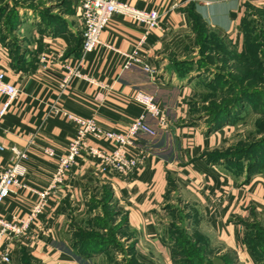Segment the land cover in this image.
I'll return each instance as SVG.
<instances>
[{
	"label": "crops",
	"instance_id": "1",
	"mask_svg": "<svg viewBox=\"0 0 264 264\" xmlns=\"http://www.w3.org/2000/svg\"><path fill=\"white\" fill-rule=\"evenodd\" d=\"M122 1L158 11L159 27L143 36L141 25L113 13L98 36L100 44L81 53L76 0H24L17 5L14 28H0V71L17 89L0 119V165L11 151H25L20 177L25 185L9 190L1 217H23L37 199L34 191L47 187L76 127L58 110L92 116L100 128L116 131L143 115L147 128L137 132L128 149L130 154L141 149L143 156L127 175L102 172L92 159L77 155L63 181L47 191L23 236L0 240V255L5 249L9 254L0 264H173L164 240L169 220L163 214L172 192L184 198L183 204L199 207L235 264H257L240 241V221L249 212L264 219V172L244 180L204 159L217 148L218 131L204 126L206 120L196 121L188 105L205 102L199 95L215 83L203 81V75L220 63L223 47L242 49L241 19L251 10L264 12V0ZM191 17L203 29L200 41ZM201 44L206 47L200 49ZM135 46L152 73L138 64L122 67L119 51ZM39 54L52 57L51 62L41 64ZM79 57V72L94 83L72 77L60 89L62 63L75 64ZM136 90L153 95L165 126L131 100ZM87 142L110 147L105 139Z\"/></svg>",
	"mask_w": 264,
	"mask_h": 264
},
{
	"label": "rangeland",
	"instance_id": "2",
	"mask_svg": "<svg viewBox=\"0 0 264 264\" xmlns=\"http://www.w3.org/2000/svg\"><path fill=\"white\" fill-rule=\"evenodd\" d=\"M23 1L0 0V28H12L11 25L16 21L17 5ZM243 25L246 27L245 39L257 45V48L248 46L247 52L251 55L255 52L256 59L248 57L250 65L255 62L260 68L254 65L255 78L244 84L254 87L255 94L249 96L250 98L246 97V100H239L240 96L236 90L243 82L236 77L240 76L237 70L238 60L240 62L239 53L238 51L233 53L229 47L227 60L220 61L218 65L213 63L210 74L207 70L203 75V81L212 80L215 83L211 89L199 95L198 99H205V102H192L188 107L196 121L206 120L204 126L209 128L212 125L214 127L211 130L218 131V146L214 149L218 152L217 158L231 160L228 163L229 170L237 177L245 178L247 170L253 174L256 171L264 172V12L251 10ZM252 48L255 51L250 53ZM227 68H230L231 72H227ZM219 107H223L226 112L230 111L231 114L226 115L223 110L218 113ZM222 160L220 164H224ZM167 199L168 204L164 206L163 214L169 222L165 224L164 235L173 252L171 253L173 261L175 260L177 264H235L233 253L227 249H220L221 245L217 242L213 228L201 218L200 209L195 203L183 204L184 198L180 199L174 192ZM240 225L242 234L244 233L248 241L252 237L253 240L258 239L255 241L264 242L262 217H256L249 212L248 217L240 221ZM255 230L260 231V235L255 233ZM263 254L255 251L256 257L264 264Z\"/></svg>",
	"mask_w": 264,
	"mask_h": 264
},
{
	"label": "built area",
	"instance_id": "3",
	"mask_svg": "<svg viewBox=\"0 0 264 264\" xmlns=\"http://www.w3.org/2000/svg\"><path fill=\"white\" fill-rule=\"evenodd\" d=\"M77 13L80 25V47L81 53L93 50L96 45L100 44L98 36L108 22L113 13H119L127 18L135 21L144 29L143 36L147 31L159 27L160 13L155 9L143 11L135 7H131L122 0H76ZM142 36V37H143ZM142 37L136 42L140 43ZM122 58V67L126 68L130 65L138 64L145 71L152 73L151 68L141 61L136 55V46L130 51H119ZM79 61L75 64L62 63L64 74L61 76L59 88L63 89L72 77L79 78L89 83H94L86 74H82L78 70ZM52 57L39 54L38 61L41 64H48ZM17 93L16 87L4 79L3 71H0V119L3 113L9 107L11 101ZM131 100L140 106L143 114H148L155 118L160 126H165L166 116L164 111L155 101L153 95L143 91L136 90L133 92ZM67 120L75 124V133L71 136L66 144L63 154L57 156L56 166L50 174L49 183L45 189L34 191L37 197L23 217L13 216L4 219L0 216V240L19 239L26 232L29 223L39 215L45 202L47 191L56 183L62 182V178L66 171L71 167L74 158L77 155H84L95 162L98 169L102 172L111 171L118 175L129 174L141 161L143 151L137 149L132 154L128 152L129 148L134 147L133 139L138 131L147 130L143 123V115L137 116L131 120L125 129L116 131L110 129H102L98 126L92 116H80L75 113H68L58 110ZM88 139L107 140L110 147H100L89 144ZM4 148L0 145V151ZM43 153L52 156L53 152L49 148H43ZM25 157V151H11L8 161L5 165H0V204L5 199L6 194L12 187H22L25 184L20 181L24 168L21 160ZM9 259L8 249H5L0 255V262H7Z\"/></svg>",
	"mask_w": 264,
	"mask_h": 264
},
{
	"label": "trees",
	"instance_id": "4",
	"mask_svg": "<svg viewBox=\"0 0 264 264\" xmlns=\"http://www.w3.org/2000/svg\"><path fill=\"white\" fill-rule=\"evenodd\" d=\"M248 16V15H247ZM247 16H245L243 19H241V22H240V25H241V31H242V42H243V46H242V49L238 52L239 53V55H238V57H239V59H240V62H239V60H238V63H237V65H238V72L240 73H238L240 76H236L237 77V79L238 80H242L243 82H241L242 83V86H240V87H238L237 88V92L239 93V96L240 97H238L239 98V100L241 101V99L242 100H246V97L247 98H250L249 96H252L253 94H255V92L256 91H254V89L253 88H251V86L250 85H247V86H245L244 84H245V82H247L248 80H252V79H254L255 78V75L253 74V73H255L254 72V69H253V67H254V65L256 66V67H258L259 66V68H260V65H257L255 62H252V64L250 65V61H249V58L248 57H250V58H254L255 56V52H252V51H255V49H253L252 48V50L250 51V53L252 52V55L251 54H249L247 51V49H248V46L249 47H253V46H256V48H257V45H255V44H253V43H251V42H248V40H246L245 39V35H244V31L246 30V27L243 25V23H244V20H245V18L247 17ZM192 19H191V23H192V27H193V29H194V31L196 32V35L198 36V40L200 41L201 40V37L204 35V32H203V29H202V27L200 26V24L197 22V20L195 19V18H193V17H191ZM16 22V21H15ZM12 26V28H14V26H15V23L13 24V25H11ZM206 46L204 45V44H201V47H200V49H204ZM222 53H223V55L222 56H220L221 58H219V59H221L220 61H226V59H227V56H228V54H229V49H225L224 47L222 48ZM235 50H232V52L233 53H235V52H237V51H235ZM247 52V53H246ZM235 55V54H234ZM206 58V60H210V61H213V59L210 57V56H206L205 57ZM222 58H224V59H222ZM236 59V58H235ZM254 59H256V58H254ZM250 65V67H251V69H249L248 68V66ZM259 70V69H258ZM237 98V99H238ZM250 100V99H249ZM223 110V113H226V115L228 114H231V112L230 111H228V112H226L225 111V109L223 108V107H219V110L217 111L218 113L220 112V111H222ZM230 110V109H229ZM222 113V114H223ZM223 115H225V114H223ZM218 123H219V121H218ZM215 124H217V123H215ZM212 127H214V126H209V129L211 130V128ZM217 151H209V152H206V153H204V159H206L207 161H209V162H214V163H220L221 162V160L220 159H218L217 158ZM223 162H224V168L226 169V170H228L230 173H232L230 170H229V162L231 161V160H229V159H225V160H222ZM257 172V171H256ZM233 174V173H232ZM251 174H253V172H249L248 170H247V172L245 173V178H244V180H247L250 176H251ZM233 175H235V174H233ZM236 176V175H235ZM258 226H256L255 228L256 229H258L257 228ZM256 232L255 233H258L259 234V232L260 231H258V230H255ZM264 232V231H263ZM260 235V234H259ZM256 237H258V235H256ZM245 239H246V241H245ZM254 238H250L249 239V241H248V238H245L244 237V233L242 234V236H241V241L243 242V244L245 245V247H246V249L248 250V252H249V254L251 255V257L252 258H254V260H255V262L257 263V264H263L262 262H261V260L258 258V257H256V255H255V251L257 250L259 253H261V252H263L264 253V242H258V241H255V240H253ZM167 243H168V241H167V239H166V237H165V239H164ZM258 240V239H257ZM254 242V243H253ZM257 243V244H256ZM253 244H254V248H253ZM170 246V245H169ZM199 251V250H198ZM197 251V252H198ZM171 253H173L172 251H171V248H170V255H171V258H172V254ZM263 257H264V254H263ZM172 260V259H171ZM172 263L173 264H177L176 263V261L174 260H172Z\"/></svg>",
	"mask_w": 264,
	"mask_h": 264
}]
</instances>
